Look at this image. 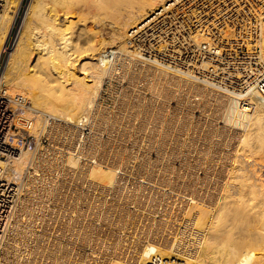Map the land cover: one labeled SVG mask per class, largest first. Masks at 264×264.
Instances as JSON below:
<instances>
[{
	"label": "bare ground",
	"instance_id": "obj_1",
	"mask_svg": "<svg viewBox=\"0 0 264 264\" xmlns=\"http://www.w3.org/2000/svg\"><path fill=\"white\" fill-rule=\"evenodd\" d=\"M180 1H29L23 28L1 69L0 83L10 79L11 86H20L29 94L26 112L33 118L32 133L50 131V124L57 123L65 129L67 139L77 145L80 117L85 116L95 130L107 122L109 111L96 103L102 90L100 84L103 76L122 70L134 80L145 77L146 84H143L153 92L150 101L144 103L146 110L141 112L144 118L138 116L144 119L142 136L146 137L148 147L157 148L158 155L148 161L149 171L139 183L129 176L125 162L123 167L111 163L112 167L104 170L99 163L92 165L89 161L74 159L69 150L68 168L63 171L70 172L71 178L75 176V181L87 175H99V192L83 194L86 204L83 208L82 203L77 206L68 199L72 193L66 192L67 183L74 180H67L66 184L42 181L43 184L33 186L29 191L30 203L20 197L13 210L1 243L5 261L13 264H144L156 253L163 258H173L178 264H264V95L255 90V82L264 76V27L255 43L259 65L250 69L251 80L246 91L236 92L190 70L144 57L131 47L130 36L154 21V17L149 18L152 13L161 8L159 13L163 14ZM20 3L21 0H7L0 13V54ZM87 20L93 22L95 29L85 28ZM204 38L202 32L192 37L196 42ZM108 46L113 47L109 52ZM97 51L98 56L93 57ZM131 93L124 94L130 96ZM185 94L194 102L202 100L201 104L210 105L215 99L210 109L215 115L209 113L212 117L206 116V119L209 122L220 119L223 125L218 127L217 122H210L211 125L204 123L205 128L198 124L191 127L188 122L192 115L188 111L177 113L179 127L175 120L173 125L171 119L169 126L173 127L164 125L163 121L170 118L165 115L164 101L172 97L181 101ZM139 99L137 106L142 104ZM246 99L248 101L243 102ZM39 106L44 107L46 114L37 108ZM117 122L112 120L113 129ZM159 130L162 132L155 139ZM175 130L179 132L176 135ZM171 140L173 142L169 143ZM236 149L241 153L235 154ZM27 152V149L21 150L17 156L1 162L6 164L8 177L23 173ZM69 177L67 179H71ZM107 190H111L114 197L117 195V199L112 197L115 200L111 203H105ZM121 196L147 210L142 214L143 224L134 232H118L117 224L124 211L117 202ZM218 209H222L231 222L216 224ZM27 211L31 220L22 228V218ZM209 237L211 240L207 241ZM85 247L89 248L88 252ZM110 255L115 259L111 260Z\"/></svg>",
	"mask_w": 264,
	"mask_h": 264
},
{
	"label": "built area",
	"instance_id": "obj_2",
	"mask_svg": "<svg viewBox=\"0 0 264 264\" xmlns=\"http://www.w3.org/2000/svg\"><path fill=\"white\" fill-rule=\"evenodd\" d=\"M7 0H0V13ZM160 10L149 18L154 21L130 36L131 47L140 55L154 59L170 67L190 70L193 74L208 79L236 92H245L250 79V69L259 65L256 40L264 27V0H181L174 7ZM148 20V19H147ZM22 18L19 8L2 46V53L15 46L20 34ZM202 32L204 39H192ZM0 54V55H1ZM120 72L104 78L97 101H106L105 95L114 87L117 100ZM9 87L0 83V264H13L2 257L1 243L9 227L16 204L32 184H40L42 179L55 177L49 170L44 175L38 165H32V158L38 153L57 164L66 162L65 149L53 147L45 138L40 144L31 132L33 118L27 114L28 94L20 86ZM113 86V87H112ZM255 90L264 95V76L255 82ZM248 100H243L247 102ZM77 127L80 137L71 150L72 156L81 161L98 163L93 148L92 127L85 116L80 117ZM24 148H30L32 158L25 171L16 177L6 175L7 160L17 156ZM54 155H56L54 157ZM53 162V161H52ZM50 167V166H49ZM24 225V224H23ZM144 264H178L173 258H163L153 253Z\"/></svg>",
	"mask_w": 264,
	"mask_h": 264
},
{
	"label": "rangeland",
	"instance_id": "obj_3",
	"mask_svg": "<svg viewBox=\"0 0 264 264\" xmlns=\"http://www.w3.org/2000/svg\"><path fill=\"white\" fill-rule=\"evenodd\" d=\"M29 1H31V0H21V3H20V5H19V16H20V19L22 18V22H24V17H25V14L24 13H26V10H27V8H28V5H29ZM21 10V11H20ZM23 14V15H22ZM88 22V23H87ZM85 25V28L86 27H88L87 29H92V27L94 28V25H93V22H91L90 20H87L86 21V23L84 24ZM84 25H81V27L83 26L84 27ZM87 25V26H86ZM23 26V23L21 24V28H20V32H21V30H22V27ZM78 29V26L77 27H75L74 28V30L76 31ZM95 29V28H94ZM74 30H72L73 32H75ZM126 32H127V30H126ZM92 43V42H91ZM95 45H97L96 43H94ZM85 45V44H84ZM95 45H93V46H95ZM92 46V47H93ZM98 46V45H97ZM85 47H88L87 46V44L85 45ZM113 48V47H111V46H108L107 47V52H109L111 49ZM11 51V49H8L7 50V52L6 53H2L1 55H0V72H1V69H2V67H3V64H4V61H5V58L7 57V53H9ZM95 56H98V51L96 52V54L95 55H93V57H95ZM136 66H138L139 67V65H136ZM136 66H133L135 69H137V67ZM75 69H76V71H77V73H79L80 74V70H79V66H76L75 67ZM118 70H116L115 72H114V75L116 74V72H117ZM121 72V74H120V82H121V85L119 86V92L117 93V100L115 101V102H113L112 101V96H115V92H114V87L112 88V89H110V91H109V94H107V95H105V97L107 98L106 99V101H103V102H97V100H96V103H100L99 105H102L103 107H105L108 111H109V113H107V118H106V120L105 121H107V122H104V124L103 125H101V126H99L96 130H95V128H93L92 126V131H93V134H94V136H93V147L94 146H96V144H97V146L96 147H94V151H95V154L97 155V157H98V159H100V162H99V160H98V163L100 164V167L102 168V169H104V170H107L109 167H112V165L113 166H115V165H119V166H122V164L125 162V165H123V166H125V169H126V171H127V173H129V176L134 180V178H135V181H137V182H139V183H141V180L143 179V177L145 176V175H147V173H148V171H149V163L150 162H148V161H150V160H152V159H154V158H156V156L158 155V153H157V148L155 149V146L154 147H148V141H146L147 139H146V137H143L144 136V134H145V131L142 129V127L141 126H143L142 124H144V119L142 120L141 118H144V116H143V114L141 113V112H143V110H146V104H144V103H146L147 101H150V98L153 96V92L151 93V90L147 87V85L145 86V84H146V78L145 77H143V76H139V78L138 77H136L135 78V80L133 79V78H130V77H128V75H127V73H123V71L122 70H120ZM119 72V71H118ZM114 75H112V76H114ZM124 75V76H123ZM112 76H107V75H105V76H103V80H102V82H101V84H100V87L102 88V85H103V82H104V78H106V77H112ZM11 78H13L12 76H11ZM130 78V79H129ZM141 78L142 79H144V80H141ZM140 79V80H139ZM10 80V79H9ZM9 80H7V82H1L2 84H4V85H6V86H8L9 87ZM132 80H133V83H134V85L132 84ZM140 81H141V83H140ZM144 81V82H143ZM136 82V83H135ZM137 82H139V83H137ZM143 83H145V84H143ZM133 85V86H132ZM139 86V87H138ZM134 89H133V88ZM136 87V88H135ZM132 90V91H131ZM135 90H138V92L137 91H135ZM132 93H131V92ZM137 94V95H135V93ZM27 93V92H26ZM124 93H131V95L129 96V95H127V94H124ZM134 93V94H133ZM28 94V93H27ZM29 95V94H28ZM139 95V97H140V99H142V104L144 105V106H142V104H141V106H140V104L137 106V104H135V103H138L137 101V99L139 98H137V96ZM133 96H134V98H133ZM124 97H126V98H124ZM137 99H136V98ZM173 99H169L168 100V102L165 100L164 102H165V104H166V108H165V111H166V113H165V115H166V117H168L169 118V116H170V118L167 120V121H163V122H165L166 124H164V125H166V126H169L170 124H172L171 122H173V125H174V120L176 121L177 120V113L180 111V112H184V113H187V111H188V113L189 114H191L192 115V120H190L189 122H188V124L191 126V127H196V124H198V126L200 127V128H205V124L204 123H206V124H208L209 123V125H211L212 123H215V122H217V123H215L216 125H218V127H221V125H223V122L220 120V119H216V120H214L213 122L212 121H210L211 122V124H210V122H209V119H211V117H212V115H210L209 113H211V114H213L212 112V110H210V109H212V104L214 103V101H215V99H212L210 102H211V104L209 105L208 103H204L205 104V106H207V107H204V104H203V102H202V104L200 103L201 101L199 100V102L198 101H196V102H194V101H192L190 98H191V96L190 95H188V94H185V97H184V99L183 100H178L177 101V98L176 97H172ZM132 99V100H131ZM139 99V101H141ZM176 99V100H175ZM125 100V101H124ZM127 100V101H126ZM132 101V102H131ZM180 101V102H179ZM184 101H186V102H184ZM191 101V102H190ZM164 102H163V104H164ZM189 102V103H188ZM198 102V103H197ZM213 102V103H212ZM191 103H193V105L191 104ZM31 104V103H30ZM159 104V103H158ZM185 104H189V105H185ZM201 104V105H200ZM135 105V106H134ZM159 105H162V102H160V104ZM156 106H158V105H156ZM163 106V105H162ZM162 106H160V107H162ZM203 106V107H202ZM159 107V106H158ZM187 107H192V108H187ZM38 109H41V110H43L44 111V109H42V108H44L43 106H42V108L39 106V107H37ZM201 108V109H200ZM205 108V109H204ZM206 108H208V109H206ZM139 109V110H138ZM142 110V111H141ZM137 111L139 112V113H137ZM208 111H211V112H208ZM45 112V114H46V110L44 111ZM122 112V113H121ZM128 113V114H127ZM133 113V114H132ZM172 114V116H171V114ZM208 115H207V114ZM48 114V113H47ZM137 114V115H136ZM138 114H140V115H142V117L140 118V115L138 116ZM204 114V115H203ZM136 115V116H135ZM175 115V116H174ZM213 115H215V114H213ZM206 116L209 118V119H206ZM45 117V116H44ZM46 117H49V116H46ZM133 117V118H132ZM140 118V119H139ZM172 118H174V119H172ZM206 119V121L205 122H202V119ZM113 119H116L118 122H117V124H118V128H117V124L115 125L116 127L113 129L112 127V120ZM171 119V120H170ZM204 119H203V121H204ZM214 119V118H213ZM51 120V122H52V119H49V121ZM141 120H142V123H141ZM171 122H170V121ZM198 120V121H197ZM200 120V121H199ZM140 121V122H139ZM197 121V122H196ZM42 122V121H41ZM59 122V121H58ZM168 122H170V123H168ZM177 122V121H176ZM175 122V123H176ZM194 122H196V123H194ZM59 123H63V122H59ZM139 123V124H138ZM201 123V124H200ZM54 124V125H53ZM33 125V124H32ZM56 125V126H55ZM173 125H171L172 127H173ZM176 126L178 125V127H179V124H178V122L175 124ZM50 126H52V127H50V128H48V130H50V131H47V130H44L43 132H41V133H32L34 136H35V139H36V141H39L40 142V144H42V143H45V142H43L42 141V139L43 138H45V139H47V140H50L51 141V143H52V145H53V147H56L57 149H63V147L65 148V149H63V151H66L67 153L68 152H70L73 148H72V146H73V144H75L74 143V141H70L69 139H67V133L65 134V132H64V130H63V127L62 126H60L59 124H55V123H51L50 124ZM171 126H169V127H171ZM202 126V127H201ZM161 127V126H160ZM134 128V129H133ZM198 128V127H197ZM136 129H138V130H136ZM159 129H161V128H159ZM137 132H136V131ZM33 131V129L31 128V132ZM46 131H47V133H46ZM99 131V132H98ZM128 131V132H127ZM176 131V133H175V135L176 134H178L179 132H178V130H175ZM49 132H51V136H50V133ZM139 132V133H138ZM162 132V130L160 131H156V136L154 137L155 139H158V136H159V134ZM185 132V131H184ZM203 131H201V133H202ZM144 133V134H143ZM186 133V132H185ZM141 134V135H140ZM173 134H174V132H173ZM143 135V136H142ZM202 136V135H201ZM95 139H96V141H95ZM145 140V141H144ZM141 142V143H140ZM147 142V143H146ZM170 142H173V140H171V141H169V143ZM95 143V144H94ZM117 143V144H116ZM147 144V145H146ZM172 144H174V143H172ZM171 144V145H172ZM170 145V144H169ZM74 146H76V144L74 145ZM103 146V147H102ZM149 148V150H148V148ZM104 147H106V148H104ZM117 147V148H116ZM135 147V149H133ZM95 148H97V150L95 149ZM101 148V149H100ZM238 148V147H237ZM28 150V152H27V154H26V159H25V163H24V171H25V169H26V167L28 166V163L30 162V159L32 158V152H31V150H30V148H24V149H22L23 151L24 150ZM120 151H119V150ZM124 149V150H123ZM131 149V150H130ZM70 150V151H69ZM102 150H103V152H102ZM109 152H108V151ZM116 150V151H115ZM128 150V152H126ZM130 150V151H129ZM135 150H137L136 152H135ZM142 150V151H141ZM144 150V151H143ZM237 151H239L240 152V150H235L234 151V153L235 154H239V152H237ZM120 154H118V153ZM132 152H135V153H132ZM100 153V154H99ZM102 153V154H101ZM131 153V154H130ZM156 153H157V155H156ZM241 153V152H240ZM98 154L102 157V159H101V157H99L98 156ZM114 154H115V156H114ZM128 154V155H127ZM68 155H71L70 153L69 154H67V156H66V160H69V158H70V156H68ZM113 155V156H112ZM141 155V156H140ZM56 155H54V157H55ZM72 156V155H71ZM128 156V157H127ZM149 156V157H148ZM69 157V158H68ZM73 157V156H72ZM107 157V158H106ZM116 157V158H115ZM117 157H118V159H117ZM143 157V158H142ZM74 158V157H73ZM133 158V160H131ZM139 158V159H138ZM142 158V159H141ZM147 158H148V160H147ZM33 160H32V165L34 166V167H36L37 165H38V169L41 171V172H43V174L44 175H48V173L47 172H49V170H53V172L52 173H54L55 174V177H53V179H52V181L48 178V179H42L41 180V182H40V184H32L31 185V187H30V189L28 188H26V191L25 192H23V194L20 196V197H22V198H24L25 200H26V202L29 204L30 203V201H29V198H30V194L31 193H29V191H31L32 189H33V186H35V185H41V184H43V182H46V183H55V182H65V184L67 183V180L68 181H73V182H68L67 183V190H66V192L68 191V193L69 194H71V195H68L69 197H68V199L69 200H71V202L72 203H77L76 205L78 206L79 205V203H82V204H80V206H82L83 208L84 207H86V204H85V202L83 201V196L87 193V192H93V190L94 191H98V190H100V187H99V185H100V182H99V180H100V177H99V175H96L95 174V176H94V174H91V175H87L86 177H82L83 178V180H78L79 178H77V180L75 181V176L73 177V178H71V177H69V175H68V173H70V172H64L63 170L65 169V168H68L67 166H68V163H67V161L65 162L67 165H65V163L63 164H57L56 162V160L54 161L53 159H50V163L48 164V163H45V158H43V156H42V154L40 155L39 153L35 156V157H33L32 158ZM75 159V158H74ZM125 159V160H124ZM128 159V160H127ZM137 159V160H136ZM145 161H144V160ZM127 160V161H126ZM53 161V162H52ZM102 161V162H101ZM123 161V162H122ZM130 161V162H129ZM135 161H136V164H135ZM122 162V163H121ZM130 163V165H132V166H128V164ZM133 162V163H132ZM148 162V163H147ZM178 161H177V159L174 161V164H175V166H177L179 163H177ZM111 163H112V165H111ZM117 163V164H116ZM132 163V164H131ZM115 164V165H114ZM121 164V165H120ZM143 164V165H142ZM177 164V165H176ZM66 167H65V166ZM110 165V166H109ZM136 165V166H135ZM147 165V166H146ZM50 166V167H49ZM122 166V167H123ZM129 169H128V168ZM133 168L132 170H130L131 168ZM140 168V169H139ZM146 169H147V171H146ZM130 170V171H129ZM23 171V172H24ZM70 171H72V170H70ZM146 171V172H145ZM131 172V173H130ZM145 172V173H144ZM133 173V174H132ZM144 173V174H143ZM155 173H159V171L158 172H156V170H155ZM133 175V176H132ZM71 178V179H67V178ZM79 177H80V175H79ZM88 177V178H87ZM93 177H95V178H93ZM81 178V177H80ZM85 178L87 179V181H88V179H89V181H88V183H87V181L85 180ZM94 179V180H93ZM98 180V181H97ZM43 181V182H42ZM92 181V182H91ZM101 181V180H100ZM82 184H81V183ZM90 182V183H89ZM95 182V183H94ZM80 183V184H79ZM68 184H69V187L71 188V190H70V188H68ZM85 184V185H84ZM95 185V186H93V185ZM97 184V185H96ZM84 186V187H83ZM93 187V188H92ZM90 190V191H89ZM71 191V192H70ZM108 192H109V194H107V193H105V197L107 198V200L105 201V203L108 201L109 203H111L112 201H114L113 200V198L112 197H114V195H112V194H110V191L111 190H107ZM99 192V191H98ZM84 194V195H83ZM117 195H115V197L114 198H116L117 199V197H116ZM75 197V198H74ZM125 198V199H124ZM20 199V198H19ZM75 199V200H74ZM110 199H112V200H110ZM74 200V201H73ZM78 201V202H77ZM81 201H83V202H81ZM107 202V203H108ZM117 202H118V204L120 205V206H122L121 208H123L122 210H124L123 212H122V215H121V217L122 218H120L121 219V221H122V223H121V221H120V223H118L117 225H118V232L119 233H124L125 232V230L126 231H129V232H134L135 230H137V229H139L140 228V225H142L143 224V222H141V220L143 219L142 217L144 216V215H142V214H144L145 212H147V210H145L143 207L141 208L140 206H138L133 200H129L128 198H126L125 196H121V198H118V200H117ZM137 207V208H136ZM27 213V215H25L23 218H22V220H23V222H22V228L23 227H25V225L28 223L27 221L29 220H31L30 218H29V211H27L26 212ZM139 214H141V215H139ZM136 215V216H135ZM141 216V218L139 217V216ZM120 216V215H119ZM130 216H135L134 217V219H131L130 218ZM138 217V218H137ZM215 218H216V220H215V222H216V224L217 223H220V224H223V223H229V222H231V220L230 219H226L225 218V215H224V212H223V210L222 209H218L217 210V212H216V216H215ZM130 219V220H129ZM135 221L134 223H131V222H129V221ZM25 221V222H24ZM95 222H97V220L95 221ZM126 222H129L130 224H126ZM139 223V224H138ZM123 224H125V225H123ZM128 227V228H127ZM131 227V228H130ZM136 228V229H135ZM208 236V235H207ZM235 236V235H234ZM208 240L207 241H210L211 240V238L209 237V238H207ZM2 245V244H1ZM84 250L86 251V252H88L89 251V248L88 247H85L84 248ZM110 257H111V260H113V259H115V256L114 255H110Z\"/></svg>",
	"mask_w": 264,
	"mask_h": 264
}]
</instances>
